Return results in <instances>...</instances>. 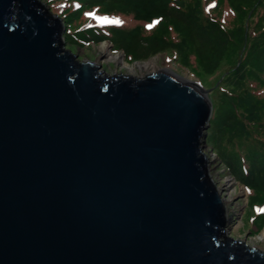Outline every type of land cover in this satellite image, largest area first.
Masks as SVG:
<instances>
[{"label":"water","instance_id":"water-1","mask_svg":"<svg viewBox=\"0 0 264 264\" xmlns=\"http://www.w3.org/2000/svg\"><path fill=\"white\" fill-rule=\"evenodd\" d=\"M64 29L0 0V264H264L208 171L206 89L104 71Z\"/></svg>","mask_w":264,"mask_h":264},{"label":"trees","instance_id":"trees-1","mask_svg":"<svg viewBox=\"0 0 264 264\" xmlns=\"http://www.w3.org/2000/svg\"><path fill=\"white\" fill-rule=\"evenodd\" d=\"M260 3L261 0H66L58 10L65 25L63 37L69 43L108 38L124 57L133 59L169 49L182 64L199 67L208 74L219 66L231 45L245 41L243 55L225 75L224 84L215 89L214 97L208 95L212 112L206 142L215 148L235 179L249 188L250 209L264 206V96L250 86L254 81L264 90V18L259 15V26L247 40L242 25L228 29L221 13L226 10L243 19ZM104 14L112 15L113 21L96 23L95 15ZM251 221V231L258 232L264 225V207L251 216Z\"/></svg>","mask_w":264,"mask_h":264},{"label":"rangeland","instance_id":"rangeland-1","mask_svg":"<svg viewBox=\"0 0 264 264\" xmlns=\"http://www.w3.org/2000/svg\"><path fill=\"white\" fill-rule=\"evenodd\" d=\"M41 1L52 13L58 16V10L64 7L66 4V0ZM224 7L228 8L226 5ZM222 15L225 21H223L224 25L228 27V29H234L237 27V25H242L246 31L247 40H249L253 29L258 28L259 26V24L256 23L259 15L261 18H264V0H261L260 4L247 11V15L243 19H237L238 17H234L233 13L227 12L226 10L222 11L221 16ZM94 20L96 23L104 24L113 21V16L108 14L95 15ZM63 40V47L69 48L71 51L77 53L76 57L78 59L88 58L93 59L98 63L100 62V67L104 71H122L124 73L139 75L156 68L168 67L189 80L197 81L206 89L207 94L213 97L215 95V89H217L218 86H222L224 84L225 75L230 71L233 65L239 61L245 49V41H237L238 44H236V46L231 45L221 59L219 66L213 73L208 74L202 71L199 67L192 68L191 66L182 64L179 61V58H177L175 54L169 49L156 52L147 58L133 59L127 56L124 57L123 51L120 48H116L108 38L99 42H89L83 44L69 43L64 39V37ZM100 45H105V53H120V57L117 59H112L108 55L105 56L102 53H99L98 48ZM146 60H152L154 67L149 66L144 68L136 64V62H143ZM125 63L128 66H132V68L129 69ZM250 86L256 93H258V95L264 96V90L261 85L256 84L253 81L250 83ZM203 150L209 157L208 171L210 176L220 189L223 198H228L225 203L227 215L233 217V219L228 221V225L230 226L229 233H231L233 236L243 237L248 244H254L264 249V239L255 238V235L264 228V225L260 227L258 232L251 231L253 228L251 216H253L256 211L263 209L264 206L259 204L251 207L250 209L248 204L249 188L237 181L235 177L227 170L215 148L210 143H207ZM238 213H240L239 216L237 215Z\"/></svg>","mask_w":264,"mask_h":264},{"label":"bare ground","instance_id":"bare-ground-1","mask_svg":"<svg viewBox=\"0 0 264 264\" xmlns=\"http://www.w3.org/2000/svg\"><path fill=\"white\" fill-rule=\"evenodd\" d=\"M105 45H100L99 46V48H98V50H99V53H102L103 55H108L109 57H111L112 59L113 58H119L120 57V53H115V54H111V53H109V52H106L105 53ZM121 59V58H120ZM124 63V62H123ZM136 64L138 65V66H140V67H144V68H146V67H149V66H152V67H154L153 66V63H152V60H146V61H143V62H136ZM125 65L129 68V69H131L132 68V66H128L126 63H125ZM125 66V67H126ZM128 69V70H129ZM227 199L228 198H223V200H224V203H226V201H227ZM255 238L256 239H264V228L258 233V234H256L255 235Z\"/></svg>","mask_w":264,"mask_h":264},{"label":"snow or ice","instance_id":"snow-or-ice-1","mask_svg":"<svg viewBox=\"0 0 264 264\" xmlns=\"http://www.w3.org/2000/svg\"><path fill=\"white\" fill-rule=\"evenodd\" d=\"M116 22H118V23H119L120 21H116Z\"/></svg>","mask_w":264,"mask_h":264}]
</instances>
